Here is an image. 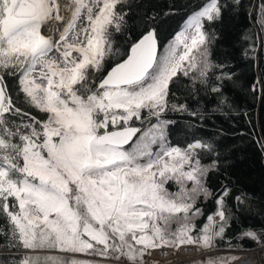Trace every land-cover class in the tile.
Instances as JSON below:
<instances>
[{
	"label": "snow or ice",
	"instance_id": "1",
	"mask_svg": "<svg viewBox=\"0 0 264 264\" xmlns=\"http://www.w3.org/2000/svg\"><path fill=\"white\" fill-rule=\"evenodd\" d=\"M129 10V0H0V215L9 225L6 246L26 250L15 264H143L162 247L211 250L230 226L224 188L197 227L198 202L212 195L207 178L216 167L202 163L201 153L213 148L201 140L172 145L167 118L198 115L170 101L174 78L220 95L231 80L227 62L210 59L214 36L205 30L223 6L206 0L160 56L150 28L97 81ZM259 12L264 28V0ZM6 77L46 118L14 103ZM240 235L264 242L253 230Z\"/></svg>",
	"mask_w": 264,
	"mask_h": 264
},
{
	"label": "trees",
	"instance_id": "2",
	"mask_svg": "<svg viewBox=\"0 0 264 264\" xmlns=\"http://www.w3.org/2000/svg\"><path fill=\"white\" fill-rule=\"evenodd\" d=\"M206 0H129V24L126 31L113 36L115 54L106 58L104 69L94 73L98 81L116 63L127 58L128 49L150 28H154L165 50L182 31L186 21ZM221 19L205 23V30L214 36L209 45L213 62L226 61L232 78L226 81L223 95L211 93L201 87L196 93L191 81L178 76L170 84L172 103L187 104L193 117L187 113L169 112L168 139L174 146H186L194 140L211 144L213 151L202 152L201 161H216V167L207 178L212 195L201 198L198 206L203 215L195 221L197 227L205 223L207 215L217 209L216 196L224 188L225 211L230 226L224 238L217 239L216 250H254L264 246L249 238H241L245 230L264 235V28L258 23L261 0H220ZM14 103L37 119L46 118L26 101L19 92L17 80L6 77ZM139 126L138 121H133ZM171 191L176 187L169 184ZM240 197L243 203L236 200ZM9 225L0 215V264H15L25 251L9 249L5 236ZM61 259L68 255H59Z\"/></svg>",
	"mask_w": 264,
	"mask_h": 264
},
{
	"label": "built area",
	"instance_id": "3",
	"mask_svg": "<svg viewBox=\"0 0 264 264\" xmlns=\"http://www.w3.org/2000/svg\"><path fill=\"white\" fill-rule=\"evenodd\" d=\"M155 254H159L155 255ZM191 256L192 261L200 260L208 257H227L234 256L237 259L232 260L229 264H264V246L254 249V250H204L202 248H197L196 246H181L178 251H175L171 247H162L156 250H150V254L146 255L145 259L146 264H150L151 260L156 259V261L160 260L163 262L171 261L169 264H186V258H182V256ZM155 261V262H156ZM195 261V262H196Z\"/></svg>",
	"mask_w": 264,
	"mask_h": 264
},
{
	"label": "rangeland",
	"instance_id": "4",
	"mask_svg": "<svg viewBox=\"0 0 264 264\" xmlns=\"http://www.w3.org/2000/svg\"><path fill=\"white\" fill-rule=\"evenodd\" d=\"M83 23V19H82V21H81V24ZM44 32H48V29L47 28H45L44 30H43ZM168 49V47L164 50H161L160 51V55H163L164 53H165V51ZM54 58H59V56H58V54L57 53H55V52H53L52 54H51ZM159 55V56H160ZM173 185V184H172ZM168 187H169V190L171 191V189H170V185H168ZM176 187V186H175ZM173 191V190H172ZM176 191V190H175ZM57 255H68V256H72L73 254H68V253H57ZM75 255V258H77V259H81V260H88V259H94V257H91V256H87V255H83V254H74ZM191 256H195V255H189V256H182V258L184 259V258H186L187 259V261H190V262H187L186 264H206V261L209 259V258H212V259H216V258H218V257H208V258H203V259H200V260H198V261H196V260H194V261H192L193 259H191L190 257ZM156 259L155 260H153V258H152V260H151V263L150 264H169V263H171V261H168V262H163V261H156ZM196 261V262H195ZM110 264H114V262H110ZM143 264H146V262H145V259L143 260Z\"/></svg>",
	"mask_w": 264,
	"mask_h": 264
},
{
	"label": "water",
	"instance_id": "5",
	"mask_svg": "<svg viewBox=\"0 0 264 264\" xmlns=\"http://www.w3.org/2000/svg\"><path fill=\"white\" fill-rule=\"evenodd\" d=\"M156 34H157V33H156ZM157 45H158L157 55L159 56V55H160V51H161V46H160V43H159L158 37H157Z\"/></svg>",
	"mask_w": 264,
	"mask_h": 264
},
{
	"label": "bare ground",
	"instance_id": "6",
	"mask_svg": "<svg viewBox=\"0 0 264 264\" xmlns=\"http://www.w3.org/2000/svg\"><path fill=\"white\" fill-rule=\"evenodd\" d=\"M51 30L50 29H48V32H50ZM155 255H158L159 256V254H155Z\"/></svg>",
	"mask_w": 264,
	"mask_h": 264
}]
</instances>
